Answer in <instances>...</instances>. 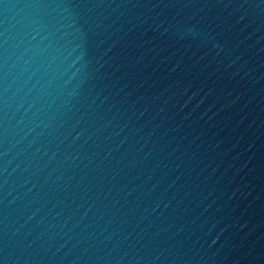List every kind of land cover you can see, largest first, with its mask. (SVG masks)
I'll use <instances>...</instances> for the list:
<instances>
[{"label":"water","instance_id":"1","mask_svg":"<svg viewBox=\"0 0 264 264\" xmlns=\"http://www.w3.org/2000/svg\"><path fill=\"white\" fill-rule=\"evenodd\" d=\"M0 264H264V0H0Z\"/></svg>","mask_w":264,"mask_h":264}]
</instances>
